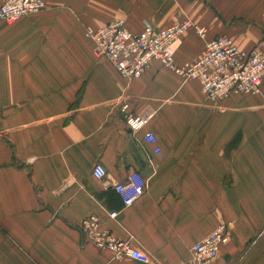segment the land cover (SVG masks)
<instances>
[{"label": "crops", "instance_id": "crops-1", "mask_svg": "<svg viewBox=\"0 0 264 264\" xmlns=\"http://www.w3.org/2000/svg\"><path fill=\"white\" fill-rule=\"evenodd\" d=\"M43 1L0 20V264H195L193 245L221 223L228 241L209 264H264V78L259 93L214 104L159 61L124 79L84 35L115 20L132 33L189 20L205 36L172 43L177 65L219 36L264 51V0ZM123 104L148 119L142 129L127 128ZM130 173L144 188L125 207L113 186ZM90 216L148 261L86 241Z\"/></svg>", "mask_w": 264, "mask_h": 264}, {"label": "built area", "instance_id": "built-area-1", "mask_svg": "<svg viewBox=\"0 0 264 264\" xmlns=\"http://www.w3.org/2000/svg\"><path fill=\"white\" fill-rule=\"evenodd\" d=\"M44 7L43 0H3L0 3V20L14 22ZM191 28L204 35V28L188 20L161 29H154L146 23L138 33L129 31L123 21L115 20L100 28L86 29L84 35L92 41L96 57L108 61L124 79L141 77L152 61H159L183 79L199 81L202 93L211 102L233 94H255L259 91L264 77V51L241 49L226 36L206 40L202 57L177 65L171 45ZM121 110L125 113L124 122L131 132L142 129L148 122L147 118L132 113L127 104H123ZM144 139L156 145L151 132H147ZM154 153L159 154V149L155 148ZM105 175V168L96 164L92 176L100 180ZM113 187L123 205L128 207L141 196L144 181L138 173H130L125 181ZM109 216L113 218L116 213H109ZM80 231L86 241L98 249L110 250L115 258L128 257L140 263L148 261L129 241L119 240L107 230H102L95 216L84 219ZM229 232L230 224L221 223L211 234L195 243L191 249L193 263L209 264L213 261L219 245L228 240Z\"/></svg>", "mask_w": 264, "mask_h": 264}, {"label": "bare ground", "instance_id": "bare-ground-1", "mask_svg": "<svg viewBox=\"0 0 264 264\" xmlns=\"http://www.w3.org/2000/svg\"><path fill=\"white\" fill-rule=\"evenodd\" d=\"M44 8H45V7H44ZM44 8H43V9H44ZM43 9H42V10H43ZM23 17H24V16H23ZM21 18H22V17H21ZM16 21H18V20L16 19ZM16 21H14V22H16ZM120 21H122V20H120ZM188 21H189V20H188ZM14 22H5V23L12 24V23H14ZM190 22H191V21H190ZM123 23H124V22H123ZM192 24H193V23H192ZM193 25H194V24H193ZM124 26H125V24H124ZM125 27H126V26H125ZM191 29H192V28H191ZM189 30H190V29H189ZM192 30H194V29H192ZM187 31H188V30H186L185 32H187ZM194 31H195V30H194ZM185 32H184V33H185ZM195 32H196V31H195ZM196 33H197V32H196ZM197 34H198V33H197ZM182 35H183V34H182ZM182 35H181V36H182ZM198 35H200V34H198ZM181 36H180V37H181ZM200 36H201V37H204V36H205V31H204V35H200ZM230 40H231V39H230ZM171 49H172V45H171ZM172 51H173V50H172ZM149 66H150V65H149ZM144 72H145V71H144ZM195 80H196V79H195ZM198 82H199V81H198ZM199 84H200V83H199ZM201 90H202V89H201ZM203 94H204V93H203ZM255 94H257V93H255ZM255 94H242V93H239V94H233V95H231V96H235V95H255ZM204 95H205V94H204ZM229 97H230V96H229ZM206 98H207V97H206ZM220 98H222V97H220ZM227 98H228V97H227ZM227 98H222V99H227ZM222 99H219V98H218L217 101H215V102H211V101H210V102L215 104V103H217L219 100H222ZM121 201H122V200H121ZM122 203H123V202H122ZM211 233H212V232H211ZM211 233H210V234H211ZM207 236H208V235H207ZM205 237H206V236H205ZM205 237H204V238H205ZM227 241H228V240H226V242H227ZM226 242H225V243H226ZM225 243H221V244L219 245V247H218V251H219L220 247H221L223 244H225ZM218 251H217V254H218ZM216 256H217V255H216ZM215 258H216V257H215ZM215 258H214V259H215ZM211 262H212V261H211ZM211 262H210V263H211Z\"/></svg>", "mask_w": 264, "mask_h": 264}, {"label": "rangeland", "instance_id": "rangeland-1", "mask_svg": "<svg viewBox=\"0 0 264 264\" xmlns=\"http://www.w3.org/2000/svg\"><path fill=\"white\" fill-rule=\"evenodd\" d=\"M184 21H187V20H184ZM182 22V21H181ZM197 26V25H196ZM197 27H199V26H197ZM200 28H202V27H200ZM220 37V36H219ZM227 37V36H226ZM216 38V37H215ZM242 49V48H241ZM245 50V49H244ZM249 51H251V50H249ZM264 78V77H263ZM132 79H137V78H132ZM132 79H130V80H132ZM127 80H129V79H127ZM263 80V79H262ZM262 80H261V83H262ZM260 86H261V84H260ZM260 86H259V91H260ZM259 91L257 92V93H259ZM205 97V96H204ZM206 98V97H205ZM206 100H207V98H206ZM208 101V100H207ZM122 111V110H121ZM122 114H123V116H124V114L125 113H123V111H122Z\"/></svg>", "mask_w": 264, "mask_h": 264}]
</instances>
